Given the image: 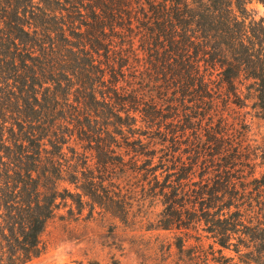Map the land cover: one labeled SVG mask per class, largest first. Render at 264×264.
I'll return each instance as SVG.
<instances>
[{
	"label": "trees",
	"instance_id": "trees-1",
	"mask_svg": "<svg viewBox=\"0 0 264 264\" xmlns=\"http://www.w3.org/2000/svg\"><path fill=\"white\" fill-rule=\"evenodd\" d=\"M248 100L263 118L264 0H0V264L67 200L124 225L160 203L156 229L264 264Z\"/></svg>",
	"mask_w": 264,
	"mask_h": 264
},
{
	"label": "rangeland",
	"instance_id": "rangeland-1",
	"mask_svg": "<svg viewBox=\"0 0 264 264\" xmlns=\"http://www.w3.org/2000/svg\"><path fill=\"white\" fill-rule=\"evenodd\" d=\"M261 14L263 8L251 5ZM248 126V139L264 149V117H258L253 101L239 110ZM121 141V140H120ZM264 167L257 169L258 174ZM73 188L61 184L60 189ZM59 209L40 237L41 254L25 264H77L94 260L100 264H236L237 256L213 244L202 231L156 229L160 203L147 202L135 208L134 221L124 225L98 208L86 204L79 212L70 200L59 201ZM180 247H179V246Z\"/></svg>",
	"mask_w": 264,
	"mask_h": 264
}]
</instances>
